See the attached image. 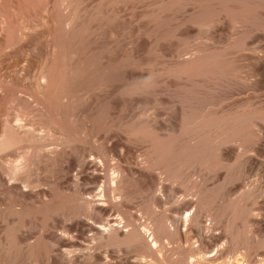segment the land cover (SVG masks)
I'll return each instance as SVG.
<instances>
[{
	"label": "rangeland",
	"instance_id": "1",
	"mask_svg": "<svg viewBox=\"0 0 264 264\" xmlns=\"http://www.w3.org/2000/svg\"><path fill=\"white\" fill-rule=\"evenodd\" d=\"M1 80L9 125L19 117L33 135L20 146L60 147L57 163L37 160L39 177L78 175L67 159H84L80 187L94 197L124 174L132 220L112 219L155 228L176 263L211 224L219 264H264V0H0ZM141 166L147 178L133 173ZM64 184L49 183L55 207L82 210L83 223L31 207L14 230L30 241L0 242V264H88L89 225L102 226Z\"/></svg>",
	"mask_w": 264,
	"mask_h": 264
},
{
	"label": "bare ground",
	"instance_id": "2",
	"mask_svg": "<svg viewBox=\"0 0 264 264\" xmlns=\"http://www.w3.org/2000/svg\"><path fill=\"white\" fill-rule=\"evenodd\" d=\"M5 48H9L5 50L6 55L8 56L14 55L13 53L15 51H13L12 47L7 46ZM22 59L19 57V59L15 61L16 62L22 61ZM17 85H19V87L21 88L19 92L25 91L27 90L26 88L29 87V84H27L26 82H22ZM23 95H24L23 97L22 95L18 96V99L21 100L22 102L29 101V98H27V96L25 97L26 94ZM7 98L9 99L8 91L4 86L3 80H1L0 82V242L1 243L6 242V240L9 238L11 239L12 236H15V238H17V241L22 239L25 240L26 242L30 241V238H27V233L25 231L19 230V233L16 232L19 234V236H17L14 230L18 226L16 222L19 221V215L24 213L31 207H36L40 210H45L47 206H52V208L54 207V210L56 212L57 211L59 212V217L62 220V223L73 222L75 225L82 224L83 222L81 216L83 214L85 215V213H83L82 210H78L76 208V210L73 209L71 211H65V210L62 211L61 209H59V207H55L60 203L61 200L60 197L57 195L56 192L57 190L54 191L52 187H61L63 186L64 183H66L67 186H65V188H67L69 193L71 194L72 192L75 196H79L80 197L79 201L83 203L85 206H87V209L89 210V212L86 211L88 212L87 214L92 218H94L96 223L102 226V228H100L92 224L89 225L90 231H92L93 234H95V236L97 235L96 238L98 240V244L97 246L89 249L87 253H85L86 258L88 259V264H157V263L178 264L176 263L178 262L177 258L170 256L169 254L170 249L166 243H164L163 246L158 245L160 241H158L156 237L155 228H153L152 226H148L140 229L139 228L140 226L138 227L135 224L132 225V223L129 220H126V222H122L120 220L116 221V219H112L114 212H119V213L121 212L120 214L124 215L126 218L128 219L132 218L127 216L128 213L130 216V212L126 214V211L124 210L123 201L125 196L123 191L125 190H123V188L126 183L125 178L123 176L124 174L109 178L107 183H109L110 185H106L104 189L100 191L99 194L94 195V197L91 196L92 198L89 197L92 192L89 191L90 195L86 197L84 195L86 194V192L84 193L85 189L84 188L81 189L82 187H80V182H79L81 180L80 170L88 166L87 162L84 159H75V158L67 159L66 162L67 170H69L72 167L75 168L77 167V169L75 168L74 169L76 170L78 175H75L74 173L72 176H69L68 172L66 171L67 173H63V174H59L58 172L59 175L54 176L50 181H47L48 179L46 180L45 178L39 177L40 175L38 176V169L36 167L37 160L43 158L45 160L56 162L59 153H61V151L59 150L60 147L55 146L53 148L51 147L46 148L48 145L46 146L45 144L43 145L39 143H35L33 145H30L29 143V146H20V143L24 139V137L30 139L33 137V135L30 130L25 129L24 125L20 123L19 117L16 118L17 124L15 127L9 125L10 120L5 117L6 115L5 102ZM111 145L113 148L116 147L115 144H111ZM15 147H19L20 149H23V152L22 153L12 152V149ZM8 151L11 152L8 153L9 154L8 156L18 159V160L16 159L17 161H14L15 163L12 162L4 163L5 161H4L3 153ZM125 151H126L125 146L124 145L121 146L117 154L118 157L119 156L121 157ZM133 171H134L133 173L137 174L138 177L140 176V178L142 177L144 178V176L146 177L147 171L145 170V168H142V166L135 168ZM94 179L100 180L101 178L95 177ZM49 183L52 184V187L49 186ZM158 184H159L158 193L161 195L157 194L156 197L158 196L163 197L162 193L164 192L163 189L165 187L162 185L163 183H158ZM151 224L152 222L150 223V225ZM212 226L213 225L211 224L207 225V227L205 228V232L203 233L198 232L199 247L197 246L198 248L195 249L193 252H189L188 254H186V256L184 257L185 259L180 260L183 263L179 262V264H219L217 262L218 260L217 257L218 255H220L223 249V245L222 247H217L216 244L212 245L211 242L209 241L210 240L209 238L214 237L213 236L214 234H212L213 233L212 231H214ZM198 230L199 229H197V231ZM191 232L193 233V231ZM62 234H66V231L62 230ZM40 238H43L42 235ZM36 240L37 237L34 238V241ZM28 243L30 244L33 242H28ZM59 243H60L59 245H61V247L63 248L69 246L68 240H63ZM111 244H115L116 246V249L114 248V250H116L117 253L115 258L114 255L113 257H111L110 255L111 252L108 249L109 245ZM131 250L135 252L133 259H130L128 256L125 255V254H129ZM71 252L72 251L69 252V255ZM123 253H125L124 254L125 256L122 255ZM0 254H1V249H0ZM121 255L123 257H121ZM109 257L113 258L114 260L110 261L108 259ZM234 259L237 260V258H233L232 260ZM230 260L229 263H231ZM236 260L232 261V263L250 264L249 259L246 257L240 259L239 261ZM72 263L77 264V259H73Z\"/></svg>",
	"mask_w": 264,
	"mask_h": 264
}]
</instances>
